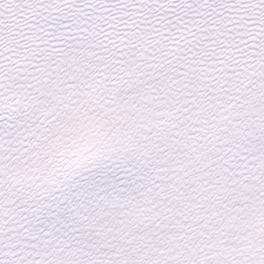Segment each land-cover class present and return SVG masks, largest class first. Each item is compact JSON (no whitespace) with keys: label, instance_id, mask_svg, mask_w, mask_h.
<instances>
[{"label":"snow or ice","instance_id":"1","mask_svg":"<svg viewBox=\"0 0 264 264\" xmlns=\"http://www.w3.org/2000/svg\"><path fill=\"white\" fill-rule=\"evenodd\" d=\"M0 264H264V0H0Z\"/></svg>","mask_w":264,"mask_h":264}]
</instances>
